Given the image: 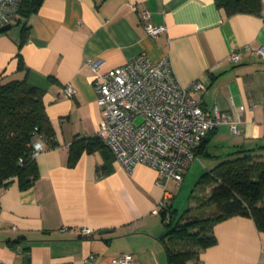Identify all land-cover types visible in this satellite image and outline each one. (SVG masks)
<instances>
[{"label": "crops", "instance_id": "crops-1", "mask_svg": "<svg viewBox=\"0 0 264 264\" xmlns=\"http://www.w3.org/2000/svg\"><path fill=\"white\" fill-rule=\"evenodd\" d=\"M261 14L227 15L215 0H40L28 15L0 26V82L24 79L43 92L54 146L44 142L35 160L38 176L0 189V260L5 264H167L161 215L153 209L180 186H163L155 169H126L97 138L102 111L93 85L106 71L146 53L167 57L178 82L199 80L194 96L209 112L228 111L238 133L222 124L198 147L195 163L210 169L236 149H264V57L237 47H264ZM163 25L147 35L137 11ZM22 66H19L20 60ZM66 82L75 87L65 95ZM86 146H82V144ZM264 151V150H262ZM65 226L66 231H60ZM95 233L81 236L78 228ZM216 243L190 264H264V232L246 215L213 226ZM93 255L92 258L90 256Z\"/></svg>", "mask_w": 264, "mask_h": 264}, {"label": "built area", "instance_id": "built-area-1", "mask_svg": "<svg viewBox=\"0 0 264 264\" xmlns=\"http://www.w3.org/2000/svg\"><path fill=\"white\" fill-rule=\"evenodd\" d=\"M22 1L0 0V26L9 25L17 17ZM137 14L147 35L156 37L164 30L163 25L150 22L147 9H139ZM242 49L264 57V47L243 46L231 52L230 61H239ZM89 62L97 71L93 85L102 111L97 138L128 170L145 164L156 170L163 186L172 181L178 187L198 158L196 148L210 131L227 124L232 133L239 132L237 120L230 112L219 108L209 112L201 107L194 93L204 87L203 83L195 80L181 85L167 57L153 60L142 52L103 72L97 70L96 62ZM63 91L72 97L75 87L66 82ZM44 142L47 139L37 135L29 156L36 158L43 151ZM171 204V196L165 195L152 212L163 211L167 220ZM66 229L60 227L62 232ZM78 232L81 236L95 233L88 226L79 227ZM115 260L125 264L132 260V255L120 253ZM0 264L5 263L0 260Z\"/></svg>", "mask_w": 264, "mask_h": 264}, {"label": "trees", "instance_id": "trees-1", "mask_svg": "<svg viewBox=\"0 0 264 264\" xmlns=\"http://www.w3.org/2000/svg\"><path fill=\"white\" fill-rule=\"evenodd\" d=\"M39 2L40 0H23L18 14L28 15L36 9ZM215 4L227 15H260L262 8L261 0H215ZM19 61V66H22L21 59ZM42 94L40 88L28 84L25 78L0 82L1 187L14 178L18 180L20 187H26L38 176L36 160L29 156L31 144L37 135H43L47 143L54 146L53 130L45 113ZM83 146L86 145L83 143L80 147ZM198 147L195 150L197 157ZM262 150V147L236 149L220 157L199 176L196 186H210L208 196L199 201V205H214L215 210L211 214L195 216L190 214L189 209L178 214L173 203L169 207V219H165L163 211L159 212L163 223L161 240L167 264H189L190 260H197L203 249L217 241L213 226L233 215L249 216L256 229L264 232Z\"/></svg>", "mask_w": 264, "mask_h": 264}, {"label": "rangeland", "instance_id": "rangeland-1", "mask_svg": "<svg viewBox=\"0 0 264 264\" xmlns=\"http://www.w3.org/2000/svg\"><path fill=\"white\" fill-rule=\"evenodd\" d=\"M138 120H140V118ZM205 164L206 166H209L208 162H205ZM205 164L203 163V166H201L200 164L195 163L193 168L192 166L190 167L186 179L183 181L174 198V207L177 209L178 214H182V212L189 209V212L192 215L205 216L211 214L215 210L214 205L209 207H202L199 205V201L205 199L210 190L209 185L198 184L196 186V181L199 176L207 170ZM193 261L195 260H190L189 262L192 263Z\"/></svg>", "mask_w": 264, "mask_h": 264}, {"label": "water", "instance_id": "water-1", "mask_svg": "<svg viewBox=\"0 0 264 264\" xmlns=\"http://www.w3.org/2000/svg\"><path fill=\"white\" fill-rule=\"evenodd\" d=\"M162 214V213H161Z\"/></svg>", "mask_w": 264, "mask_h": 264}]
</instances>
